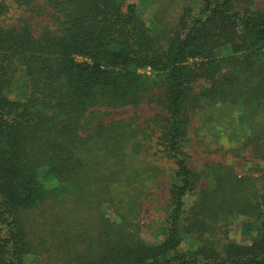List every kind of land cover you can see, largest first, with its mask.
<instances>
[{
    "label": "trees",
    "instance_id": "obj_1",
    "mask_svg": "<svg viewBox=\"0 0 264 264\" xmlns=\"http://www.w3.org/2000/svg\"><path fill=\"white\" fill-rule=\"evenodd\" d=\"M253 1L193 0L164 28L127 0H0V264H264ZM191 134L255 172L194 169Z\"/></svg>",
    "mask_w": 264,
    "mask_h": 264
},
{
    "label": "rangeland",
    "instance_id": "obj_2",
    "mask_svg": "<svg viewBox=\"0 0 264 264\" xmlns=\"http://www.w3.org/2000/svg\"><path fill=\"white\" fill-rule=\"evenodd\" d=\"M142 4L139 5V0H127L128 4H135L138 7V13L140 17L144 20V22L148 25L150 20L153 19L154 23L158 26L162 27H173L174 20L176 19L177 13L183 8L191 6L193 0H143ZM264 0H254L253 4L250 2H241L243 8H250L260 6ZM155 16V20L154 19ZM192 141H194V149L192 148V159L190 165L197 170H200L203 163L206 161L205 159L211 160H221L223 164H226L232 169H234L235 173L238 175H243L246 173H254L255 169H253L251 163L245 158L244 160L240 159H221L218 156H205V150L207 148V143H200V141H205V139L201 136L196 138L193 134L190 135ZM202 139V140H201ZM165 193L164 191L160 193V201L158 202H150L145 207L144 221L148 223V220H153L158 215L159 211L157 209V205L164 204ZM245 221V220H244ZM154 225H150L147 227V230H143V236L145 240L151 243L154 240ZM232 235H234L240 241H246L248 239V235L243 232V227L241 222H237L234 226V230ZM28 264H45L41 261L39 257H30L28 260Z\"/></svg>",
    "mask_w": 264,
    "mask_h": 264
}]
</instances>
